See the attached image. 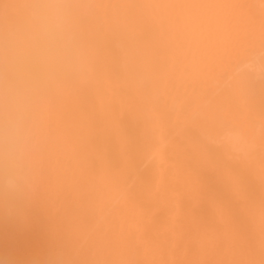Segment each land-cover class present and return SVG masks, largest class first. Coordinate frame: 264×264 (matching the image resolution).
<instances>
[{"label": "bare ground", "instance_id": "1", "mask_svg": "<svg viewBox=\"0 0 264 264\" xmlns=\"http://www.w3.org/2000/svg\"><path fill=\"white\" fill-rule=\"evenodd\" d=\"M68 10L10 152L0 264H264V0H0Z\"/></svg>", "mask_w": 264, "mask_h": 264}, {"label": "clouds", "instance_id": "2", "mask_svg": "<svg viewBox=\"0 0 264 264\" xmlns=\"http://www.w3.org/2000/svg\"><path fill=\"white\" fill-rule=\"evenodd\" d=\"M68 15L66 6L59 3L36 6L30 10L27 25L7 35L0 100L10 152L26 130L35 73L55 63L69 43Z\"/></svg>", "mask_w": 264, "mask_h": 264}]
</instances>
